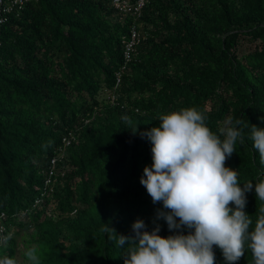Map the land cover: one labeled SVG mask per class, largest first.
Segmentation results:
<instances>
[{
    "label": "trees",
    "instance_id": "obj_1",
    "mask_svg": "<svg viewBox=\"0 0 264 264\" xmlns=\"http://www.w3.org/2000/svg\"><path fill=\"white\" fill-rule=\"evenodd\" d=\"M111 1L28 0L0 24V256L18 264L29 246L41 264H123L104 229L155 226L162 204L140 183L152 159L139 131L159 114L196 107L213 132L228 118L264 127V0H145L136 19ZM132 24L139 42L123 69ZM225 163L242 183L264 179L247 134ZM246 196L255 220L261 202L254 188Z\"/></svg>",
    "mask_w": 264,
    "mask_h": 264
},
{
    "label": "clouds",
    "instance_id": "obj_2",
    "mask_svg": "<svg viewBox=\"0 0 264 264\" xmlns=\"http://www.w3.org/2000/svg\"><path fill=\"white\" fill-rule=\"evenodd\" d=\"M158 120V125L139 131L150 142L152 159L143 167L140 183L153 204H162L155 226L149 230L137 219L131 225L134 235L109 225L104 229L113 233L123 264H216L214 246L225 264H234L249 251L250 264H264V179L242 183L237 170L225 163L247 134L264 164V127L228 118L213 132L206 111L196 107L161 113ZM131 130L135 134L138 128ZM253 188L261 202L255 220L245 211L246 193ZM161 219L171 234L160 235ZM7 239L0 238V245ZM23 256L24 264H41L36 246L26 248ZM0 264L18 261L3 255Z\"/></svg>",
    "mask_w": 264,
    "mask_h": 264
},
{
    "label": "built area",
    "instance_id": "obj_3",
    "mask_svg": "<svg viewBox=\"0 0 264 264\" xmlns=\"http://www.w3.org/2000/svg\"><path fill=\"white\" fill-rule=\"evenodd\" d=\"M28 0H0V24L7 21V16L13 12L21 11ZM112 6L119 14L123 16H130L132 18H139L141 10L145 4V0H112ZM139 42V33L137 32L136 25L132 24L129 30V35L123 41V69L131 61L134 53L135 45ZM119 81L120 75L117 76ZM55 159L51 161L54 166Z\"/></svg>",
    "mask_w": 264,
    "mask_h": 264
},
{
    "label": "rangeland",
    "instance_id": "obj_4",
    "mask_svg": "<svg viewBox=\"0 0 264 264\" xmlns=\"http://www.w3.org/2000/svg\"><path fill=\"white\" fill-rule=\"evenodd\" d=\"M123 18V17H122ZM250 50V44L248 43H243L241 46V53H246ZM26 239V236H24V233H21L20 236H18V242H19V246H18V251L21 252L24 250L23 246H22V242ZM19 260L20 257H18Z\"/></svg>",
    "mask_w": 264,
    "mask_h": 264
}]
</instances>
